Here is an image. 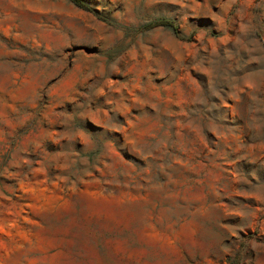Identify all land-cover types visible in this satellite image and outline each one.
<instances>
[{"label": "rangeland", "instance_id": "rangeland-1", "mask_svg": "<svg viewBox=\"0 0 264 264\" xmlns=\"http://www.w3.org/2000/svg\"><path fill=\"white\" fill-rule=\"evenodd\" d=\"M84 1L0 0V264H264V0Z\"/></svg>", "mask_w": 264, "mask_h": 264}, {"label": "trees", "instance_id": "trees-1", "mask_svg": "<svg viewBox=\"0 0 264 264\" xmlns=\"http://www.w3.org/2000/svg\"><path fill=\"white\" fill-rule=\"evenodd\" d=\"M73 4H75L76 6L84 9V10H88V11H93L92 8L90 6H88V4H86V2L84 0H70ZM159 24H163V25H170L165 21H160ZM173 28H176L175 26H172Z\"/></svg>", "mask_w": 264, "mask_h": 264}]
</instances>
